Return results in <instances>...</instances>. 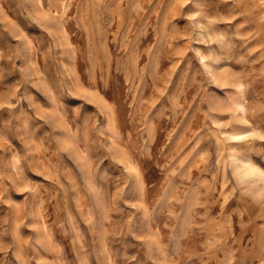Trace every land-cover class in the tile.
Wrapping results in <instances>:
<instances>
[{
	"label": "rangeland",
	"instance_id": "374dc122",
	"mask_svg": "<svg viewBox=\"0 0 264 264\" xmlns=\"http://www.w3.org/2000/svg\"><path fill=\"white\" fill-rule=\"evenodd\" d=\"M0 264H264V0H0Z\"/></svg>",
	"mask_w": 264,
	"mask_h": 264
},
{
	"label": "bare ground",
	"instance_id": "6f19581e",
	"mask_svg": "<svg viewBox=\"0 0 264 264\" xmlns=\"http://www.w3.org/2000/svg\"><path fill=\"white\" fill-rule=\"evenodd\" d=\"M23 119V118H22ZM19 123V122H18ZM9 185V184H8ZM10 194V193H9ZM48 239V238H47Z\"/></svg>",
	"mask_w": 264,
	"mask_h": 264
}]
</instances>
